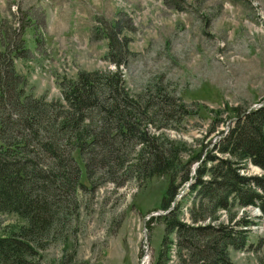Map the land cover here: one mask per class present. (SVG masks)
I'll list each match as a JSON object with an SVG mask.
<instances>
[{
  "label": "rangeland",
  "instance_id": "374dc122",
  "mask_svg": "<svg viewBox=\"0 0 264 264\" xmlns=\"http://www.w3.org/2000/svg\"><path fill=\"white\" fill-rule=\"evenodd\" d=\"M106 35L114 36L117 46L109 49ZM20 39L28 49L13 63L25 79L24 91L34 98L64 103L61 83L81 71L120 70L132 95L161 81L194 114L178 129L148 128L185 142L200 161L229 127L236 107L250 110L264 103V0H0V45L8 42L12 50ZM110 50L125 63L108 59ZM74 156L84 186L72 199L60 234L37 251L35 263L149 264L157 257L163 225L155 222L148 230L146 223L164 212L159 202L167 178L128 176L116 184L96 183L93 176L89 182ZM241 173L264 174L251 164ZM185 189L186 183L179 194ZM255 208L248 209L256 221L248 236L251 246L229 250L235 264H264V220ZM226 215L220 211L222 220ZM23 224L14 213H0V235Z\"/></svg>",
  "mask_w": 264,
  "mask_h": 264
},
{
  "label": "trees",
  "instance_id": "16d2710c",
  "mask_svg": "<svg viewBox=\"0 0 264 264\" xmlns=\"http://www.w3.org/2000/svg\"><path fill=\"white\" fill-rule=\"evenodd\" d=\"M106 36L109 49L117 46L114 36ZM9 46L0 45V213H14L24 224L0 235V264H36L37 251L60 234L71 201L84 186L74 153L89 182L93 176L96 183L116 184L128 176L167 178L159 202L164 212L146 223L148 230L155 222L163 225L157 257L149 264H235L229 250L251 246L248 236L256 221L248 209L257 207L264 220V174L241 173L250 164L264 173V103L250 110L236 107L231 124L200 161L185 142L148 128L178 129L194 114L161 81L132 95L120 70L81 71L61 83L64 103L48 102L27 94L25 79L15 70L13 57L24 55L25 41ZM105 56L125 63L113 50Z\"/></svg>",
  "mask_w": 264,
  "mask_h": 264
},
{
  "label": "water",
  "instance_id": "95a60500",
  "mask_svg": "<svg viewBox=\"0 0 264 264\" xmlns=\"http://www.w3.org/2000/svg\"><path fill=\"white\" fill-rule=\"evenodd\" d=\"M261 106V104H259V105H254L253 107L255 108V107H260ZM195 167H196V165L194 166V169H195ZM194 169H193V171H194ZM192 183V180H190L188 183H187V185H186V188H188V186L190 185ZM182 195V193H180V195L178 196V197H180ZM174 204V203H173ZM172 204V205H173ZM172 208V207H171ZM171 208H169L167 211H169ZM166 211V212H167ZM157 214H161L160 212H158V213H156V215Z\"/></svg>",
  "mask_w": 264,
  "mask_h": 264
}]
</instances>
